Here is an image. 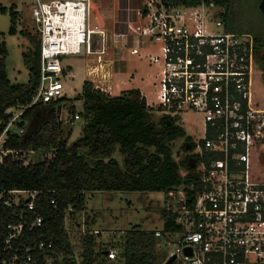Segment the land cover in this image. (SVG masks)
I'll return each instance as SVG.
<instances>
[{
    "label": "built area",
    "instance_id": "1",
    "mask_svg": "<svg viewBox=\"0 0 264 264\" xmlns=\"http://www.w3.org/2000/svg\"><path fill=\"white\" fill-rule=\"evenodd\" d=\"M133 1H118L125 20L116 23L112 41L107 31L91 24L94 0H34L30 11L40 34V83L31 103L13 116L2 133L0 162L10 153L29 165L23 152L5 150L4 144L25 110L66 97L63 58L79 57L84 51L87 56L99 55L102 67L107 62L102 57L112 45L128 39L130 54L155 70L152 86L158 110L179 119L196 114L204 123L203 136L188 144L191 164L201 176L199 190L189 196L193 187L183 185L165 192L164 212L174 216V226L154 234L168 249L166 261L176 256L174 264H264V173L259 158L264 148L263 71L255 57L254 36L226 30L212 11L216 0H202L197 6L139 0L132 7ZM107 74L99 76L94 88L112 97L113 88L105 85ZM15 130L19 136L25 132ZM42 194L0 193L5 208L22 207L18 223L7 226L0 264L64 261L52 243L30 241L29 233L43 226L37 213ZM51 203L55 205L54 200ZM76 217L82 218V225L74 221ZM64 227L71 238L72 233L86 235L85 212L69 207ZM72 247L74 261L81 264L80 243L74 240ZM106 250L108 260L119 258L114 246Z\"/></svg>",
    "mask_w": 264,
    "mask_h": 264
},
{
    "label": "trees",
    "instance_id": "2",
    "mask_svg": "<svg viewBox=\"0 0 264 264\" xmlns=\"http://www.w3.org/2000/svg\"><path fill=\"white\" fill-rule=\"evenodd\" d=\"M164 1L187 6H197L202 2ZM229 1H215L217 5L224 7V16L230 13ZM7 12V9L0 7V13ZM9 12V34L13 36L17 34L15 24L18 14L14 6ZM226 30L232 31L227 26ZM251 34L255 39V57L263 71L264 81V40L257 34ZM31 42L33 49L23 54L30 79L26 84L19 85L12 84L8 79V52L5 44L0 45V137L13 118L9 110L27 107L39 87L40 38H32ZM77 100L83 103L81 116L87 121L81 144L88 148L91 156L104 158L111 157L115 147L119 146L120 152L125 156L124 170L113 159L108 162L98 160L94 165H90L86 157L68 147V141L63 138L61 122L53 114L45 115L43 112L48 105L62 104L65 98L25 110L19 124V128L24 129V134L19 136L14 129L8 134V140L4 144L5 150L23 153L53 151L52 159L24 166L15 156L8 153L0 162V193L15 190L43 192L37 199V213L43 217V226L33 230L29 236L31 242L43 240L52 243L53 251L65 256L64 261L54 264H76L72 247L74 239L65 230L64 217L69 207L76 213L84 212L88 194L167 192L188 185L193 187L188 190L189 196H192L200 188L201 176L194 170L193 164L188 162L190 156H185L182 163H177L173 158V142L184 138L187 144L191 141L180 126L178 117L163 115L158 124H155L153 110L149 108L146 98L138 89L110 97L95 90L90 82L85 81L83 93ZM71 112L74 113L75 109L72 108ZM36 113L39 115H35ZM81 116L78 115L79 119ZM37 117L42 118L43 124L33 132L31 128ZM25 123H28V129ZM187 144L183 149L187 148ZM182 169L187 170L186 177L181 176ZM52 200L55 205L51 203ZM21 210L22 207L7 209L0 201V258L4 255L3 241L8 233L7 226L18 223ZM162 218L163 228L170 230L174 226V216L163 211ZM92 224L88 218V227ZM154 233L143 230L141 226L128 230L117 246L121 252L116 261H110L105 256L107 250L97 243L98 235L79 236L76 241L81 245V264H164L167 256L160 255L157 251L160 240Z\"/></svg>",
    "mask_w": 264,
    "mask_h": 264
},
{
    "label": "rangeland",
    "instance_id": "3",
    "mask_svg": "<svg viewBox=\"0 0 264 264\" xmlns=\"http://www.w3.org/2000/svg\"><path fill=\"white\" fill-rule=\"evenodd\" d=\"M119 0H96L94 2V8L102 11L105 17L104 28L111 30L117 22L125 20L122 8ZM213 1V0H210ZM262 0H230V13L226 16L222 15L225 9L222 6L216 4L212 11L218 19L224 22L225 28L240 33H253L262 37L264 40V15L260 9ZM34 0H0V7L8 10L6 14L0 13V45L5 44L7 48L6 69L7 76L10 82L14 85L26 84L30 79L29 69L24 64L23 54L29 53L33 49L31 42L32 38H40V34L36 29V26L31 17L30 6ZM139 0H134L131 4L132 7L139 5ZM125 3L122 2V6L125 7ZM15 7V12L18 14V20L15 24L17 34L10 35L9 29L11 27V18L9 10ZM226 20V21H225ZM93 25L103 27L101 20H94ZM93 56H87L86 52H82L81 56H67L63 58V66L66 68L62 79V82L67 91L65 101L60 105L50 106L44 108V113L53 114L57 117L63 126V138L68 141V147L76 151L78 154L86 157L87 162L90 165H94L98 160L108 162L110 159L116 160L120 167L125 169V156L120 152V147L116 146L111 157H95L89 154L88 148L81 144V140L84 136V129L87 121L81 116L83 111V103L77 100L78 96L83 93L81 87V79H75L71 71L78 73L86 70V80H89L93 87L95 83L90 81L91 70L99 63L92 61ZM136 66L138 62H133ZM144 66L145 82L142 83V88L145 92L149 105L153 108V117L155 124H158L163 116V113L157 108V98L155 95V89L152 86V82L155 79V70L149 68L147 64ZM111 66L108 68V80L112 76ZM118 68V67H117ZM119 71L124 72L126 66H120ZM90 70V71H89ZM111 70V71H110ZM119 75V74H117ZM96 76V75H95ZM118 77V76H116ZM96 80H100L97 76ZM259 86V82L257 81ZM124 88V87H123ZM119 88L115 87V95H119ZM261 96L264 99V82L263 75L261 80ZM25 107H18L12 111H9L12 116L20 114ZM72 108L75 112H71ZM35 115H39L36 113ZM75 115H80V119L76 120ZM47 118V117H46ZM45 119V118H43ZM21 118L17 119L14 127H19ZM43 124V120L40 117L35 119V123L32 125V131ZM179 124L183 128L186 137L193 140L200 139L203 136V118L199 115L188 113L181 116ZM26 129H28V123H25ZM2 144V143H1ZM0 144V150H1ZM187 143L184 139H178L172 143L173 158L177 163L184 162L185 156H191V153L187 148L183 147ZM153 152V151H152ZM25 160V164L35 165L42 163L45 160L53 158V151H29L22 155ZM260 165L262 166L264 173V148L259 154ZM193 160L189 159V163ZM182 177H186L188 172L182 169L180 172ZM166 202L165 192H116V193H93L88 194L86 198V227L87 234L92 230H99L101 234L97 237V243L102 246V249L106 250L110 245L114 246L119 252L120 248L117 247L122 239L124 233L132 229L135 226H141L143 230L148 232L162 231L164 222L162 218V212L164 211V205ZM88 218L93 223L91 227L87 225ZM74 221H77L82 225V218L76 217ZM73 224L70 227L73 229ZM74 232V231H73ZM74 240H77L79 236L85 234L72 233ZM157 251L160 255L167 256L168 249L164 247L160 241L157 246Z\"/></svg>",
    "mask_w": 264,
    "mask_h": 264
},
{
    "label": "crops",
    "instance_id": "4",
    "mask_svg": "<svg viewBox=\"0 0 264 264\" xmlns=\"http://www.w3.org/2000/svg\"><path fill=\"white\" fill-rule=\"evenodd\" d=\"M96 0H94L95 2ZM94 2L91 4V9H90V20H91V24H93L94 20H101L103 23V29L105 31L108 32L109 36L111 37L112 41H113V34L117 31V29L115 28V26L111 29L108 30L106 28H104L105 25V17L106 15L102 13V11L100 10H96L94 8ZM116 25V24H115ZM106 26V25H105ZM131 41L128 39H123L120 43L118 44H113L111 49H109L108 51V55L106 57H102L104 58L106 62V64H103V66H96L94 69L91 70L90 75L92 76L93 73L96 75H93L92 78H94L93 80L90 79V81H92L93 83H95V85L97 84L96 78L97 76H102L105 74V71L108 72V68L111 66V70H112V78H110V80L108 82H106V86L113 88L111 90V96L112 97H116L119 96L122 92L124 91H128L131 89H138L141 91L142 95L146 98L147 97L145 95V92L142 88V83L145 82V72H144V66L145 62L144 61H140L139 58L132 56L130 54V48H131ZM90 57V56H89ZM99 55H94V58L92 59V61L99 63L98 59H99ZM138 62V64L136 66H134L135 64L133 62ZM126 66V69L124 72L119 71V67L120 66ZM144 65V66H143ZM118 67V68H117ZM110 70V71H111ZM90 71V70H89ZM71 74L74 75L75 79L79 78L81 79V87L83 88V84L85 81H89L86 80V70L84 69V71H81V73L77 76L78 73H74V71H71ZM110 74V72L108 73ZM119 74V75H117ZM118 76V77H116ZM117 86V88H119V95H115V87ZM124 87V88H123ZM147 104L149 106L148 100H147ZM13 109L9 110L12 111Z\"/></svg>",
    "mask_w": 264,
    "mask_h": 264
},
{
    "label": "water",
    "instance_id": "5",
    "mask_svg": "<svg viewBox=\"0 0 264 264\" xmlns=\"http://www.w3.org/2000/svg\"><path fill=\"white\" fill-rule=\"evenodd\" d=\"M260 9L264 15V0L261 1ZM189 253V252H188ZM105 256H107V253H105ZM176 261V256H172L170 259H168L165 264H174Z\"/></svg>",
    "mask_w": 264,
    "mask_h": 264
}]
</instances>
